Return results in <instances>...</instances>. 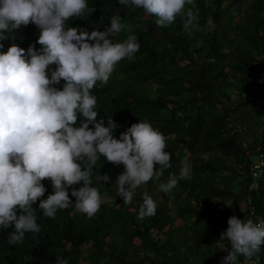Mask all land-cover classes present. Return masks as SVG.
Masks as SVG:
<instances>
[{
    "label": "trees",
    "instance_id": "16d2710c",
    "mask_svg": "<svg viewBox=\"0 0 264 264\" xmlns=\"http://www.w3.org/2000/svg\"><path fill=\"white\" fill-rule=\"evenodd\" d=\"M87 3L95 11L70 18L66 28L104 31L118 13L127 27L113 43L135 35L140 44L133 60L122 59L109 81H98L91 90L97 98V120L104 118L107 126L112 119L118 125L117 139L132 124L149 122L164 135L172 166L160 180L139 186L132 203L125 205L116 183L124 165L114 166L101 156L91 185L104 201L99 211L88 218L71 205L49 218L37 201L32 207L41 232L26 233L22 243L9 245L13 229L0 230V264H57L58 258L67 264H221L231 249L230 242L220 241L228 219H264V167L257 188L248 189L251 158L264 155V0H194L167 27H158L156 17L118 0ZM235 5L238 8L231 12ZM190 8L198 14L185 28ZM39 35L36 25H21L14 40L3 41L0 52L13 43L26 48ZM181 62L185 64L179 66ZM49 68L55 70L56 65ZM64 83L54 87L62 90ZM245 106L256 108L250 111L253 120L248 118L256 128L251 142L233 125ZM79 124L78 114L74 126ZM185 159L191 164V179H180L167 194L160 191L170 174L179 176ZM105 173L110 182L101 184L96 177ZM41 183L47 189L41 199H46L53 186L50 180ZM68 191L75 203L71 188ZM145 193L156 202V214L140 220ZM175 220L180 225L175 227ZM254 259L239 256L236 264H253ZM258 261L264 264V244Z\"/></svg>",
    "mask_w": 264,
    "mask_h": 264
},
{
    "label": "clouds",
    "instance_id": "9594fccd",
    "mask_svg": "<svg viewBox=\"0 0 264 264\" xmlns=\"http://www.w3.org/2000/svg\"><path fill=\"white\" fill-rule=\"evenodd\" d=\"M118 3L143 9L156 17L158 27H167L184 13L185 5H194V0ZM85 11H95L87 0H0V49L5 46L3 41L15 39L21 25L31 23L40 30L38 39L30 40L26 48L13 43L0 52V230L13 229L8 234L9 245L22 243L26 233L41 232L32 207L37 201L49 218L71 205L93 217L104 202L98 188L91 186L101 156L114 166L124 165L116 183L117 196L125 205L132 203L139 186L153 178L160 180L172 166L164 135L149 122L132 124L117 139L114 130L118 125L112 119L107 120V126L104 118L97 120V98L91 90L98 81L106 84L122 59L133 60L140 44L135 35L113 43V37L127 27L118 13L110 17L104 31L89 33L65 27L67 20ZM197 14L198 10L194 14L188 9L185 28ZM50 65H56L55 70H50ZM62 80V90L54 87ZM259 156L264 157L260 154L256 159ZM181 165L179 176L170 174L168 181L159 185L160 191L167 194L180 179H191V164L185 159ZM96 179L110 182L107 173ZM43 180H50L53 186L46 199H41L47 191ZM80 182L83 185L78 189L72 187ZM69 188L75 203L69 198ZM156 208V202L145 193L137 218L154 216ZM224 240L230 242L231 249L221 264H236L239 256L258 259L264 244V219L254 222L233 215L220 235V241ZM57 264L67 261L58 258Z\"/></svg>",
    "mask_w": 264,
    "mask_h": 264
},
{
    "label": "rangeland",
    "instance_id": "374dc122",
    "mask_svg": "<svg viewBox=\"0 0 264 264\" xmlns=\"http://www.w3.org/2000/svg\"><path fill=\"white\" fill-rule=\"evenodd\" d=\"M238 8V5H235L232 9H231V12H234V10H236ZM210 23V22H209ZM211 24V23H210ZM185 64V62H181L180 64H179V66H183ZM231 92V91H230ZM233 98V97H232ZM253 104H254V102H253ZM252 104V105H253ZM253 106H255V104L253 105ZM249 111V113H247ZM250 111H251V113L253 114L255 111H256V108H252L251 106H245V107H243V109L241 110V112L238 114V115H235L234 116V123H233V125H235V126H238V127H240V129L245 133V136H244V138H245V140L247 141V142H251V135L256 131V128L255 127H251L250 126V124L248 123L249 121H248V118L251 120L252 118H251V114H250ZM247 115H248V117H247ZM258 116V115H257ZM257 116L255 115V118H257ZM253 120V119H252ZM244 135V134H243ZM251 160L252 161H256V157L255 156H253L252 158H251ZM240 211L241 212H243L244 211V205L243 204H241L240 205ZM178 225H180V222L178 221V220H175V222H174V226L176 227V226H178ZM136 242V244H138V241H135Z\"/></svg>",
    "mask_w": 264,
    "mask_h": 264
},
{
    "label": "built area",
    "instance_id": "2783aa9c",
    "mask_svg": "<svg viewBox=\"0 0 264 264\" xmlns=\"http://www.w3.org/2000/svg\"><path fill=\"white\" fill-rule=\"evenodd\" d=\"M264 164V157L259 156L256 161L253 162L251 166V177H252V183L249 185V190H255L257 188V181L260 178L262 168ZM258 259L253 260V264H258Z\"/></svg>",
    "mask_w": 264,
    "mask_h": 264
}]
</instances>
